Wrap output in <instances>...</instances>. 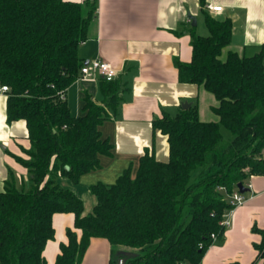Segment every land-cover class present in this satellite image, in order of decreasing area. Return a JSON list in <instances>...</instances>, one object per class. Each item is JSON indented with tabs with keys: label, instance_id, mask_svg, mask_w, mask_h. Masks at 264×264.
<instances>
[{
	"label": "trees",
	"instance_id": "1",
	"mask_svg": "<svg viewBox=\"0 0 264 264\" xmlns=\"http://www.w3.org/2000/svg\"><path fill=\"white\" fill-rule=\"evenodd\" d=\"M96 11L94 0H0V87L10 89L8 121L24 120L31 142L29 160L18 158L30 173L28 189L8 181L0 190V264H48L54 216L66 213L75 216V229L56 264H81L93 238L110 243V264H201L212 235L219 240L226 231L227 196L264 175V47L223 59L232 20L204 12L209 35L192 33V61L175 64L181 83L215 96L219 120L202 121L196 106L156 118L154 129L168 136L169 161L146 152L135 177L128 169L111 186L93 185L97 205L84 216L83 201L59 176L78 184L101 168L100 156L111 155L100 126L117 116L126 87L121 78H100L103 104L87 95L79 117L58 95L81 76L79 48ZM254 231L263 238L256 248L264 263V230Z\"/></svg>",
	"mask_w": 264,
	"mask_h": 264
},
{
	"label": "crops",
	"instance_id": "2",
	"mask_svg": "<svg viewBox=\"0 0 264 264\" xmlns=\"http://www.w3.org/2000/svg\"><path fill=\"white\" fill-rule=\"evenodd\" d=\"M63 1L84 3L86 0ZM94 1L96 19L89 27L88 40L80 45L79 57L84 63L95 59L111 63L118 71L117 78H121L126 87L117 116L100 126L103 139L109 140L113 147L111 155L100 156L101 168L83 175L78 184L59 176L61 186L83 201L84 216L92 213L97 205V198L91 192L93 185L111 186L128 169L135 177L146 152L160 162L169 161L168 136L154 129L156 118L177 115L184 103L196 106L201 116L206 90L195 84L181 83L175 63L192 61V33L209 35L204 12L219 20H232V41L226 48L225 58L229 51L243 55L264 47V0ZM208 5L223 9L209 12ZM99 80L80 76L66 91L65 98L74 116L85 114L87 95L97 104H103ZM217 105H212L211 110ZM30 148L26 122L8 121V95L0 93L1 191L8 181H14L20 189L25 183L29 184V170L18 158L29 160L26 152ZM247 184L251 188L245 194V203L233 211L231 226L222 239L214 240L201 264H264L257 260L256 248L263 238L254 231V228L264 230V175L252 176ZM53 224L55 237L44 250L48 264H56L61 246L68 244L67 231L75 229V216L56 214ZM77 232L80 237L81 232ZM111 257L110 243L103 238H93L81 264H110Z\"/></svg>",
	"mask_w": 264,
	"mask_h": 264
},
{
	"label": "built area",
	"instance_id": "3",
	"mask_svg": "<svg viewBox=\"0 0 264 264\" xmlns=\"http://www.w3.org/2000/svg\"><path fill=\"white\" fill-rule=\"evenodd\" d=\"M207 9L209 12H221L222 7L221 6H214V5H208ZM118 71L116 68L109 62L101 60V59H95L90 61L88 64H85L81 69V77L83 79H96V78H102L107 81H113L117 78ZM54 89H56V86H52ZM10 91L8 86H1L0 87V93L7 94ZM58 95L62 100H65V93L64 92H58ZM247 188H251L250 184L245 185ZM229 203L231 204V209L225 214L224 219L222 221V226L227 229L231 226V217L233 211L245 203L246 197L245 194L240 193L239 189L237 188L236 191H234L231 195L227 196ZM212 238L214 240L217 239L216 235H212Z\"/></svg>",
	"mask_w": 264,
	"mask_h": 264
},
{
	"label": "rangeland",
	"instance_id": "4",
	"mask_svg": "<svg viewBox=\"0 0 264 264\" xmlns=\"http://www.w3.org/2000/svg\"><path fill=\"white\" fill-rule=\"evenodd\" d=\"M207 32L208 31H207V28H206L205 29V33L207 34ZM226 53H227V51L225 49L222 58H225ZM204 96H205V98H202L203 101H204V103H203V110H202L201 116H200L201 117V120L202 121H205V122H215V121H218V117L211 110L212 105L214 106V105H217L218 104L217 100L215 99L214 95H212L211 93L206 92V91H204ZM222 132H223L225 138H227V139H230V138L233 137L232 134L229 131H227L225 128H223V127H222ZM24 186L25 187H23V188L28 189L27 187H29V184L28 183H25Z\"/></svg>",
	"mask_w": 264,
	"mask_h": 264
},
{
	"label": "water",
	"instance_id": "5",
	"mask_svg": "<svg viewBox=\"0 0 264 264\" xmlns=\"http://www.w3.org/2000/svg\"><path fill=\"white\" fill-rule=\"evenodd\" d=\"M88 63H89V62H86L85 64H88ZM182 108H183V110H188V109L190 108V104H188V103H184V104L182 105ZM237 187H238L240 193H242V194H246V193H248V192L250 191V189L247 188V187H246L244 184H242V183L238 184ZM119 264H124V261L121 260V261L119 262Z\"/></svg>",
	"mask_w": 264,
	"mask_h": 264
}]
</instances>
